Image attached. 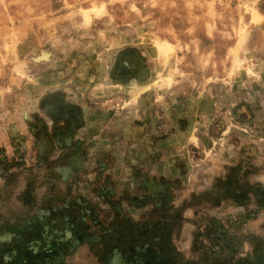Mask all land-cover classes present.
<instances>
[{
    "label": "crops",
    "instance_id": "0c3cea01",
    "mask_svg": "<svg viewBox=\"0 0 264 264\" xmlns=\"http://www.w3.org/2000/svg\"><path fill=\"white\" fill-rule=\"evenodd\" d=\"M42 57L21 88L0 85V264H192L194 233L212 228L244 240L235 259L249 235L264 241L252 193L214 201L228 172L203 160L207 98L177 101L138 77L90 80L80 95ZM242 180L264 189L252 171Z\"/></svg>",
    "mask_w": 264,
    "mask_h": 264
},
{
    "label": "rangeland",
    "instance_id": "374dc122",
    "mask_svg": "<svg viewBox=\"0 0 264 264\" xmlns=\"http://www.w3.org/2000/svg\"><path fill=\"white\" fill-rule=\"evenodd\" d=\"M43 54L80 95L138 77L207 98L204 163L264 177V0H0V85L21 88Z\"/></svg>",
    "mask_w": 264,
    "mask_h": 264
},
{
    "label": "trees",
    "instance_id": "16d2710c",
    "mask_svg": "<svg viewBox=\"0 0 264 264\" xmlns=\"http://www.w3.org/2000/svg\"><path fill=\"white\" fill-rule=\"evenodd\" d=\"M248 171H243L240 166L230 168L225 179L219 181L218 184V197L214 201L217 203L222 199L231 200L239 203L242 201L247 202L248 193H252L258 208L264 207V189L259 184L249 185L247 182H243L242 179L247 175ZM214 202V203H215ZM206 229L203 232H195L193 236L196 246L195 250L197 255V261L192 264H264V241L262 238L249 235L247 241L251 245V252L248 253L245 258L235 259L237 249L242 245L244 240L237 242L231 237H227L226 232L216 231L215 228ZM208 240L212 249L210 253H206L203 243L200 241ZM217 240H221L222 244H218ZM213 248H218V252L213 254ZM194 250V249H193ZM168 264V263H165ZM187 264V263H183Z\"/></svg>",
    "mask_w": 264,
    "mask_h": 264
}]
</instances>
